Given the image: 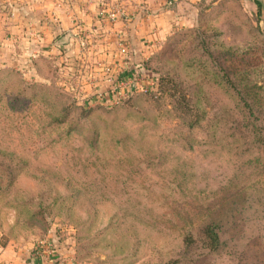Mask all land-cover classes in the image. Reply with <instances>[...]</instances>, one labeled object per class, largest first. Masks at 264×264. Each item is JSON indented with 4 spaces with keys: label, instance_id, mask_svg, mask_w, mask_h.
I'll return each mask as SVG.
<instances>
[{
    "label": "rangeland",
    "instance_id": "1",
    "mask_svg": "<svg viewBox=\"0 0 264 264\" xmlns=\"http://www.w3.org/2000/svg\"><path fill=\"white\" fill-rule=\"evenodd\" d=\"M172 31L150 61L171 83L112 108H78L85 90L52 70L0 71V244L71 246L79 264H264V1H205Z\"/></svg>",
    "mask_w": 264,
    "mask_h": 264
},
{
    "label": "crops",
    "instance_id": "2",
    "mask_svg": "<svg viewBox=\"0 0 264 264\" xmlns=\"http://www.w3.org/2000/svg\"><path fill=\"white\" fill-rule=\"evenodd\" d=\"M209 0H0V63L16 64L23 70L40 50L83 57L91 81L82 77L83 96L91 99L102 91L101 101H116L119 91L102 80L103 66L112 64L116 78H123L131 68L142 72L139 86L153 83L149 70L141 65L157 49L178 23L191 22L201 4ZM119 6L122 14L112 21L99 17L100 9ZM126 38L129 53H118L116 33ZM69 33L65 43L59 38ZM58 36L54 44L53 36ZM82 50V52H81ZM62 55V57L64 56ZM0 264H79L71 246L44 241L31 254L9 242L0 244Z\"/></svg>",
    "mask_w": 264,
    "mask_h": 264
},
{
    "label": "trees",
    "instance_id": "3",
    "mask_svg": "<svg viewBox=\"0 0 264 264\" xmlns=\"http://www.w3.org/2000/svg\"><path fill=\"white\" fill-rule=\"evenodd\" d=\"M253 1L255 2L259 11L262 7V1L264 0ZM175 34L176 33L173 31L170 32L163 39L161 45L156 50H151L148 59L142 60L141 65L143 66V68L153 73V85L145 88L139 87L131 89L121 100L116 103H109L105 101L90 103V96L88 95L82 96V98L80 97L82 100H77L75 96H73L75 98V100L73 101L74 105L78 106V108H112L118 106L119 104H123L130 101L135 96L140 94L157 96L165 88L166 83H171V81L169 82L168 79H166V76H163V74H161L158 69L153 68V66L150 64V61L156 53L160 54L161 50L163 48L165 49L166 45L174 46L175 40L178 39L175 37ZM57 37V35L53 36V39L51 41L52 44L55 43ZM56 45H58V43ZM58 47L61 50L60 53L51 54L49 48L40 50L34 57L31 58V60L29 61V68H26V70H22V67L16 66V64H6L5 62H3L0 63V71L5 70V68H7L8 66H11L12 68H15V71H17L18 74H20L23 78H26V76L28 75L26 73H30L29 75H32L33 73L38 75L40 73L43 74L44 70H46V72L52 70V72L55 73L57 85L61 91L66 92L67 94L76 93L79 90V85L81 84L82 77L85 71L87 70L88 66L85 61L81 62L79 57H72L73 55L69 56L67 54L64 55L65 49L62 48L61 45H58ZM62 55L64 56L62 57ZM228 80L231 81L230 77H228ZM235 91L237 95H239V97L242 98L246 104L250 105L248 98L244 96V94L240 91L239 88H235ZM177 104L181 107V109L185 111L192 110V108L187 106L185 94L183 93H180ZM202 231V237L204 239L203 244L211 250L218 251L221 248L222 244H224L223 240L220 238L218 224L214 221L207 222L202 227ZM185 239L186 243H190L192 241V236L186 235Z\"/></svg>",
    "mask_w": 264,
    "mask_h": 264
},
{
    "label": "built area",
    "instance_id": "4",
    "mask_svg": "<svg viewBox=\"0 0 264 264\" xmlns=\"http://www.w3.org/2000/svg\"><path fill=\"white\" fill-rule=\"evenodd\" d=\"M117 14H122L121 8L119 6H111L110 9H100L99 11V17L102 20L106 21H112ZM116 40H117V51L121 55L122 58H126L129 53V47L128 42L126 38L123 36L121 32L116 33ZM59 44V42H58ZM82 52V50H81ZM80 59H84L83 57H79ZM112 64H105L103 66V74H102V80L107 84V87H109L112 90L119 91V96L116 101H105L109 103H116L119 100H121L131 89L139 88L141 80H142V72L138 68H131L129 72L123 77V78H116L115 73L112 68ZM88 69V68H87ZM23 70V68H22ZM83 77H86L89 81H91L92 75L90 74V70H86ZM154 83V80H153ZM153 83L151 85H153ZM81 84L79 85V91ZM140 87H147V86H140ZM97 97L94 99L90 98V103L101 101L99 100L104 96V93L102 91L97 92ZM104 102V101H103Z\"/></svg>",
    "mask_w": 264,
    "mask_h": 264
},
{
    "label": "water",
    "instance_id": "5",
    "mask_svg": "<svg viewBox=\"0 0 264 264\" xmlns=\"http://www.w3.org/2000/svg\"><path fill=\"white\" fill-rule=\"evenodd\" d=\"M68 35L69 33H66L64 36H62L61 38H59L58 42H63L65 43L68 39Z\"/></svg>",
    "mask_w": 264,
    "mask_h": 264
}]
</instances>
